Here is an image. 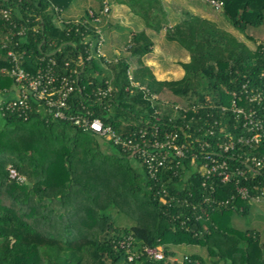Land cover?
<instances>
[{"label":"trees","instance_id":"trees-1","mask_svg":"<svg viewBox=\"0 0 264 264\" xmlns=\"http://www.w3.org/2000/svg\"><path fill=\"white\" fill-rule=\"evenodd\" d=\"M72 1L0 0V12L9 11L8 19L0 13V99L15 96L13 78L1 71L12 66L9 49L24 53L21 66L31 74L52 59L60 74L76 70L68 113L89 111L122 136L149 126L157 116L161 131L209 142L206 150L220 152L231 170H242L247 177L207 179L185 158L182 166L150 178L131 152L67 120L48 117L45 106L33 99L27 117L0 109V264H264L260 232L231 223L234 212L246 215L251 204L236 186H247L250 195L264 186V166L251 161L253 156L264 158V135L251 145L236 142L227 153L216 146L250 134L242 115L229 109L233 93L264 124V41L252 49L188 10L168 26L162 0H114L126 4L147 28L163 30L168 41L188 51L189 60L181 62L182 77L156 81L142 62L153 44L144 31L132 33L127 53L96 59L91 40L98 39L100 29L84 16H60ZM103 7L99 0V11ZM91 11L93 16L89 10L86 14L94 20L99 12ZM215 11L244 34L264 24V0H222ZM21 26L25 31L17 34ZM9 28L14 35L3 46ZM130 63L140 78L146 77L145 83H131ZM109 86L99 99L98 89ZM246 95L256 98L249 101ZM175 104L188 109L175 110ZM209 128L213 134L207 133ZM10 166L25 179L10 178ZM113 208L133 224L118 226ZM127 236L134 239L131 250L160 246L164 257L140 255L129 261L119 244ZM179 245L203 247L207 256L191 253L178 261L173 247Z\"/></svg>","mask_w":264,"mask_h":264},{"label":"built area","instance_id":"built-area-1","mask_svg":"<svg viewBox=\"0 0 264 264\" xmlns=\"http://www.w3.org/2000/svg\"><path fill=\"white\" fill-rule=\"evenodd\" d=\"M214 10H220L222 7V0H205ZM109 7L107 3H104L102 9L103 12H108ZM3 18H9V11L6 9L1 10ZM93 16L92 11H89ZM61 20V19H59ZM94 20H98L97 17ZM13 28L16 25L13 23ZM13 28H9L7 36L3 46H6V41H10V35H14ZM25 26H21L17 30V34H23ZM103 45V37L101 34L96 40L94 49L97 56H103L101 46ZM92 47V43H91ZM23 52L20 54L13 49L7 51V55L10 57L12 66L9 71L2 69L1 71L8 73L14 81V93L15 96L8 100L0 99V109L16 111L19 115L27 117L28 111L31 108V100L39 102L40 105L45 106L47 109L45 115L52 118L64 119L71 124L81 128L84 131H92L102 136L106 140H110L113 143L119 145L123 150L131 152L140 162L141 166L145 169L150 178H156L158 175H165L168 170H175L178 166L184 164L185 158L189 159V162L205 178L216 177L221 182H227L230 180L233 174L240 175L246 179L244 171L230 169V165L227 163L226 158L220 153L206 150L210 143L200 141L198 138H194L192 141L188 139L190 134L185 136V139H181L177 131H161L156 122L159 117H155L154 122H150L149 126H143L136 131L130 132L127 135L117 134L110 125H105L103 121L98 117H91L89 111L84 113H68L70 106L68 99L71 93L75 90L76 77H74L76 70L71 69L67 74H60L55 69L54 60L50 59L48 63L43 67H40L34 74L29 73L21 66V60ZM128 77L133 85H137L132 81L131 70L128 69ZM141 88L144 89L143 86ZM110 86L107 89H98L99 99L104 98ZM234 98L231 100L229 109L237 115H242L244 119L243 125L250 131L247 136H240L234 141L229 137L228 140L223 142H217L216 146L222 153H227L232 149L236 142H244L252 144L257 142L259 138L264 135V124L255 110H246L240 101L236 98V94L233 93ZM259 95V94H258ZM152 98H155L151 94ZM256 97L245 96V99L252 101ZM201 107V105H198ZM192 109L196 110L198 107L193 105ZM175 110L181 109L186 111L188 106L175 104L173 106ZM223 109H226L223 106ZM214 130L209 128L207 133L213 134ZM192 142L196 143L192 146ZM191 147V150L189 148ZM190 151V154L188 153ZM251 161L255 166H264V158H258L256 156L251 157ZM9 177L18 181H23L25 178L19 174L12 166L8 168ZM173 174H176L174 172ZM257 189V193L254 195L249 194V189L245 185H237L236 190L241 198H248L250 200L264 201V186ZM132 236H127L125 240L120 241L121 247H125L128 252V260L132 261L134 258L140 255H146L147 257L160 260L164 257L163 250L160 246L150 247L143 246L142 248L130 249L133 242Z\"/></svg>","mask_w":264,"mask_h":264},{"label":"rangeland","instance_id":"rangeland-1","mask_svg":"<svg viewBox=\"0 0 264 264\" xmlns=\"http://www.w3.org/2000/svg\"><path fill=\"white\" fill-rule=\"evenodd\" d=\"M109 5L111 6V9L113 8L114 2L117 3V1L114 0H107ZM163 5L167 8L168 12L172 13L174 16H183V13L185 10H188L190 12H193L194 14H197L199 16L208 18L216 23L219 27L222 29L230 32L234 36H236L239 40L244 41L250 48L254 49L256 46V43L259 41H264V24L259 27H249L245 34H250L253 39L246 38L244 33L239 32L235 28H233L230 23L227 21V19L221 15L220 12H217L213 10V8L205 1V0H162ZM105 3V2H104ZM119 3V2H118ZM124 4V3H123ZM126 7H128L125 4ZM90 7L98 13V20H90L88 15L86 14V10L90 11ZM129 8V7H128ZM60 16L63 19H79L80 17L84 16L85 19L88 20V22L100 29L101 37H103V40L106 42H109L111 34L107 30H104V28H101L103 25L106 27V20L108 19V13H105L103 11H99V0H73L70 4L69 8L61 11ZM113 21V31L117 32V41L115 42L114 46L110 49V51L106 49V52L109 54L108 56L112 57V54H115L116 52H121V54H124L125 52H128L131 47V41L126 40L128 38V33L132 29H136L137 27L135 25H131L127 20H125L124 17H116V19L109 18ZM131 37V36H130ZM157 37V36H156ZM130 40V39H129ZM101 46L102 51L105 50L106 46ZM163 44H160L159 47L156 46V48H159V51L163 50H169L165 47V45H174L176 48H181L178 44L172 43L169 44L167 40H163ZM92 47L91 52L94 58L98 59V56L96 54V51L94 49V45L96 44V39L91 40ZM124 43L126 46L124 47ZM153 45V44H152ZM124 47V48H123ZM152 50L151 49L146 52L145 54L149 53ZM172 50L165 53L164 59H162V67L167 66L168 62L172 58H179L181 57L180 54L171 53ZM159 53V52H158ZM144 54V55H145ZM143 55V56H144ZM142 56V57H143ZM109 59V58H108ZM143 62V61H142ZM144 64V62H143ZM147 66L146 64H144ZM148 67V66H147ZM130 70H131V76L132 81L134 83H145V78H140L139 71L137 68H135L134 65L130 64ZM135 68V69H134ZM150 70L151 68L148 67ZM139 74V75H138ZM152 76L155 78V76L152 73ZM156 79V78H155ZM156 81H161L160 79H156ZM144 87V85H141ZM154 95V94H153ZM155 96V95H154ZM156 97V96H155ZM134 165H136L138 168L137 162H134ZM140 169V168H139ZM141 170V169H140ZM250 209L249 212L246 215H241L239 213H233L231 216V223L239 229H246V228H254L260 232L261 238L264 241V201H256L251 200L250 202ZM111 213L115 218V222L118 226H131L133 224V220L130 219L126 214L119 211L118 209H111ZM176 255L174 259H177L178 261L182 259L183 255H189L191 253H198L199 255L206 257L207 252L205 248L194 246V245H179L176 247H173ZM210 264V263H208ZM222 264V263H219Z\"/></svg>","mask_w":264,"mask_h":264},{"label":"crops","instance_id":"crops-1","mask_svg":"<svg viewBox=\"0 0 264 264\" xmlns=\"http://www.w3.org/2000/svg\"><path fill=\"white\" fill-rule=\"evenodd\" d=\"M103 2L107 3L109 10L107 12L108 13V17H107L108 19L105 22L106 27H104V25H103L101 28H104V30H107L109 32V34H111L109 42H106V40L104 41V46H106V48L103 51V54L105 55L106 58L112 59V58H115L116 56L121 54V52H116L115 54H112V57H111V56H108L109 54L106 52V49H107V51L108 50L110 51V49L112 47H115L114 44L117 41L116 40L117 39V32L113 31L114 24H113V21L109 18L116 19V17L120 16V17H124L125 20H127V22H129L131 25H135L137 27L136 29H132L128 33V38H127L125 43H127L129 41L130 36L132 35L133 32H138V31H144L145 34L148 35L150 37V39L152 40V43H153L152 50L142 57V61L144 62V64H146L148 67L151 68L150 71H151V73H153V75L155 76L156 79L171 80V79H179L180 77H182V75L184 74V69L181 66V62H187L189 60V53L187 50H185L181 46H180L181 48H176L174 45H165V47L168 48L169 50H166V51L163 50V52L159 51L158 50L159 48H156V46L159 47L160 44H163L164 39L167 40L164 36L163 30L156 32L150 28H147L144 25V22L142 21V19L140 17H138L137 15H135L134 13H132L129 10V8L126 7L125 4H123V3L114 2L113 8L111 9V6L107 2V0H103ZM90 9L92 10L91 7H90ZM166 10H167V8H166ZM167 16H168V26H170L173 23H175L176 21L180 20L182 17V16H178V15L174 16L171 12L169 13L168 10H167ZM168 42H170L169 44L174 43L173 41H168ZM125 43H124V47L126 46ZM170 50H172L171 53L176 52V54H180L181 57L172 58L170 60V62H168L167 66L162 67V65H163L161 63L162 59H164L165 53L169 52ZM125 53H127V52H125ZM130 64L134 65L133 63H130ZM155 96H156V94H155Z\"/></svg>","mask_w":264,"mask_h":264}]
</instances>
